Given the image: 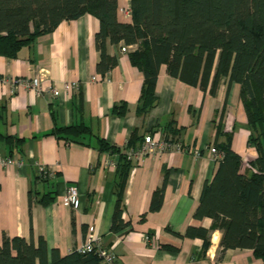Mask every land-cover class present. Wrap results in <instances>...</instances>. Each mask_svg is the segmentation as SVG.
<instances>
[{
	"label": "crops",
	"instance_id": "1",
	"mask_svg": "<svg viewBox=\"0 0 264 264\" xmlns=\"http://www.w3.org/2000/svg\"><path fill=\"white\" fill-rule=\"evenodd\" d=\"M119 1V18L128 21L130 16L124 17L122 9L129 8V0ZM98 29V19L86 13L61 21L24 46L16 57L0 55V76L44 73L47 84L60 89L54 97L46 91L36 94L23 87L11 93L8 85L0 87V155L13 153L23 159L20 166L0 170V244L4 236L29 239L32 234L34 243L42 238L49 250L57 248L64 255L84 241L87 224L92 222L103 245L114 251L115 264H264V257L251 248L223 251L222 231L211 229L213 220L194 216L202 189L212 180L220 160L213 158L209 148L215 146L221 152L219 145L226 142V133L231 134V149L241 156L240 171L249 174L255 170L249 161L257 152L248 144L250 131L239 85L228 84L224 78L211 94L209 84L205 89L188 84L171 76L161 64L156 104L139 114L136 108L144 76L129 61L128 52L133 48L121 52L123 42L109 44L107 52L117 63L99 73L94 41ZM65 82H77L78 88L64 90ZM121 103L127 105L126 113L111 114V108ZM80 122L118 146L126 144L132 131L141 140L150 134L155 140L169 138L180 145L134 161L121 215L130 224L123 231L110 230L117 155L100 153L52 133L55 126ZM217 124L221 125L218 133ZM172 126L178 129L174 135L169 131ZM37 164L55 170L54 177L47 182L37 179ZM165 178L161 206L151 211L153 192ZM70 184L78 188L77 210L62 203ZM31 187L39 195L54 192L55 199L47 205L34 199L29 203ZM188 227L210 230L207 244L200 235L185 236Z\"/></svg>",
	"mask_w": 264,
	"mask_h": 264
},
{
	"label": "trees",
	"instance_id": "2",
	"mask_svg": "<svg viewBox=\"0 0 264 264\" xmlns=\"http://www.w3.org/2000/svg\"><path fill=\"white\" fill-rule=\"evenodd\" d=\"M119 0H0V55L16 57L39 35L52 31L61 21L91 14L99 21L95 47L99 52L96 70L104 74L117 63L107 52L109 44L136 45L128 52L130 63L144 76L136 111L147 113L157 101L155 85L161 64L178 79L206 88L215 94L222 79L239 85L249 128L248 144L257 156L249 161V174L240 171L241 156L230 146L231 134L219 145L222 157L212 180L205 184L194 216L210 217L211 229L222 231L220 246L251 248L264 257V0H129L128 21L119 18ZM80 102V101H79ZM80 106V104H79ZM127 105L111 108L123 115ZM180 129V128H179ZM217 133L221 125L217 124ZM178 129L169 128L172 135ZM57 137L93 147L100 153L117 155L115 205L110 230L129 226L121 215L130 170L135 162L126 151L139 146L144 138L132 131L123 146L108 142L83 122L55 126ZM11 143V138H7ZM138 144V145H137ZM10 153L9 155H12ZM37 179L47 182L40 175ZM166 178L153 192L150 210H158ZM54 192L39 195L28 191L29 203L47 205ZM143 216V215H142ZM209 231L188 227L185 236L200 235L205 245ZM0 264H102L93 253L73 250L61 254L48 249L44 239L34 243L19 236H4L0 244Z\"/></svg>",
	"mask_w": 264,
	"mask_h": 264
},
{
	"label": "built area",
	"instance_id": "3",
	"mask_svg": "<svg viewBox=\"0 0 264 264\" xmlns=\"http://www.w3.org/2000/svg\"><path fill=\"white\" fill-rule=\"evenodd\" d=\"M122 14L124 17L130 16V8L122 9ZM136 45H126L121 44L120 51L127 52L131 48H135ZM3 85H8L10 87V92L14 93L19 88H27L28 90L34 91L36 94L42 92H49L52 96L57 97L60 94V89L53 83H48L45 81V74H37L31 77H10V76H0V87ZM78 88L77 82H65L63 84V89L70 91L72 89ZM171 148L179 149L180 145L176 142H172L169 138H161L155 140L150 134H146L143 142L135 147L129 148L126 151L128 159L132 161H137L143 158L149 153H161L167 151ZM213 158H221L222 153L217 151L215 146L209 148ZM196 156L199 155V152L195 150L193 152ZM23 164V159L20 155H0V170L6 168L10 165L20 166ZM117 164V161H116ZM37 170L39 175L42 178L54 177L55 170L52 168H47L42 164H37ZM62 203L66 206H70L74 210L79 209L80 207V197L78 193V188L74 184L67 186L64 194L62 195ZM145 241L149 238L147 235L143 237ZM77 251L78 253H93L100 258L102 264H115L116 255L113 250L107 248L103 245L101 236L96 232L94 223H88L85 231L84 241L77 246L76 248L70 250Z\"/></svg>",
	"mask_w": 264,
	"mask_h": 264
}]
</instances>
